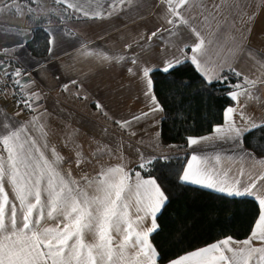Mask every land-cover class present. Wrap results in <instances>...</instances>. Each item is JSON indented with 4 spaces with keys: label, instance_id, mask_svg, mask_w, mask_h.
<instances>
[{
    "label": "crops",
    "instance_id": "obj_1",
    "mask_svg": "<svg viewBox=\"0 0 264 264\" xmlns=\"http://www.w3.org/2000/svg\"><path fill=\"white\" fill-rule=\"evenodd\" d=\"M71 2L80 10L67 8L66 3L58 4L56 0H36L34 4L31 0H15V3L0 0V11L11 6L0 14V60L9 62L13 69L26 70L21 76L22 92L24 95L37 92L41 97L39 107L30 111L13 98L15 90H11V99L0 93V124L20 122L27 126L35 122L38 126L32 135L47 143L49 157L51 149H55L63 158L59 169L69 172L78 183L83 184L84 177L92 178L101 170L118 165L125 171L139 172L135 168L141 163L161 157L163 146L158 138L162 148L159 151L156 144L153 153L135 144L159 132L162 111L133 123L128 129L115 122L146 111L150 103L143 95L141 82L127 71L133 67L131 55L140 56L141 62L162 67L166 57L179 54L178 48L183 44L193 45L197 40L195 30L205 40L210 75L219 73L222 66L224 71L232 68L240 71L242 84L243 77L264 80V0H187L176 11L183 14L190 27L168 24L166 0H123L114 7H109L114 0ZM17 10H24L25 14L20 17ZM96 13L100 15L97 17ZM46 29L57 37L51 53ZM158 29L159 35L151 37ZM37 32L43 34L47 43L45 47L41 44L34 54L28 43ZM127 45L132 48L128 49ZM186 52L191 55L190 48ZM4 78L0 72V82ZM73 80L76 83H70ZM251 92L259 99H244L245 111L258 122H264V83H256ZM97 102L103 106V112L95 107ZM39 125L44 126L46 137H41ZM212 135L213 130L205 136ZM228 139L231 138L202 142L195 146V152L189 147L188 160L193 154L207 157L210 165L229 176L241 171L253 176L261 174L254 164L264 163V159H257L250 152L233 163L229 160L232 153L221 144H226ZM238 144L242 145V141ZM172 154L168 152L162 157ZM242 197L254 200L260 215L259 199L251 195ZM253 246L259 247L260 242L254 241Z\"/></svg>",
    "mask_w": 264,
    "mask_h": 264
},
{
    "label": "snow or ice",
    "instance_id": "obj_2",
    "mask_svg": "<svg viewBox=\"0 0 264 264\" xmlns=\"http://www.w3.org/2000/svg\"><path fill=\"white\" fill-rule=\"evenodd\" d=\"M186 2L166 0L168 24L190 27L183 14L176 11ZM56 3H66L67 8L80 10L71 0H56ZM116 3H123V0H114L109 7ZM28 11L32 13L31 8ZM95 15L98 17L100 13ZM45 31L51 53L57 41L56 33ZM193 31L197 37L193 45L183 44L178 48L179 54L166 57L162 67L141 62L136 54L129 57L133 67H128L127 71L141 82L143 95L150 103L146 111L115 122L128 129L133 123L163 111L155 95L153 74L157 71L169 73L190 63L206 84H228L227 95L235 104L224 110L225 122L214 127L212 136L187 138L188 146L195 152V146L202 142L216 138H235L239 142L247 132L264 128V122H258L245 111L243 102L244 99H259L253 97L251 87L264 80L243 77V84H229L228 77L222 74V66L219 73L210 75L205 40L198 31ZM159 32V29L153 32L151 37ZM126 47L131 49L132 45ZM189 48L191 55L185 51ZM230 70L237 77L243 75L235 68ZM0 72L17 91L23 87L20 78L26 70L13 69L9 62L0 60ZM40 102L37 92L22 94L18 100L30 111H35ZM95 107L104 111L98 102ZM37 126L35 122L27 126L20 122L0 124V264H158L163 261V255L150 242V236L159 230L157 218L169 202V194L158 183V178L145 179L140 172L125 171L118 165L103 169L92 178L84 177V183H78L69 172L59 169L63 158L55 149H51L49 157L47 143L32 135ZM39 127L41 137H46L44 126ZM77 163L79 165V159ZM148 163L151 161L141 163L139 168L145 169ZM179 182L231 197L257 196L256 189L259 183H264V174L253 176L241 171L229 176L210 165L207 157L193 154L179 175ZM257 198L262 211L246 239L236 241L227 237L168 260L167 264H264V191L259 192ZM254 241L260 242V246H253Z\"/></svg>",
    "mask_w": 264,
    "mask_h": 264
},
{
    "label": "trees",
    "instance_id": "obj_3",
    "mask_svg": "<svg viewBox=\"0 0 264 264\" xmlns=\"http://www.w3.org/2000/svg\"><path fill=\"white\" fill-rule=\"evenodd\" d=\"M45 43L43 34L37 32L28 46L36 54ZM222 74L229 84L241 81L231 70ZM153 80L155 95L163 107L159 142L163 147L178 145L182 152L157 157L145 169H135L143 178H158L169 194V202L157 218L159 230L150 236V242L164 257L158 264H167L227 237L246 239L259 216V207L249 198L229 197L179 182L190 154L187 138L211 133L223 123L224 110L233 106L227 95L228 84H206L190 63L169 73L157 71ZM242 145L253 156L264 158V128L244 134Z\"/></svg>",
    "mask_w": 264,
    "mask_h": 264
},
{
    "label": "rangeland",
    "instance_id": "obj_4",
    "mask_svg": "<svg viewBox=\"0 0 264 264\" xmlns=\"http://www.w3.org/2000/svg\"><path fill=\"white\" fill-rule=\"evenodd\" d=\"M9 9H11L10 5H7V6L3 7L1 9L2 11H0V14L3 15L4 12L8 11ZM18 11H19V16L20 17L25 14L24 10H21V11L17 10V12ZM3 24H6V22H4ZM156 138L159 139V132L150 134L148 136L147 140H146V138L141 139V141L136 142L138 144H135V145L137 147H139L140 149L144 150V151H149V149H150L149 153H153V151H155L156 144L159 145V143L157 142ZM221 144L225 145V147H229V152L232 153V154H230L229 160H231L232 163L234 161H236V159L239 160V159L244 158V154L246 152H249L243 147V145H239L237 139H235V138H231V139L226 140V144H223L222 142H221ZM161 148L162 147L159 145V151L161 150ZM190 150H191V148H190ZM190 150H189V152H190ZM159 151L157 152L158 153L157 155H159V153H160ZM168 152H173V154L174 153L177 154L179 152L181 153L182 151H181V148L178 147V145H174V146L173 145H169V146L166 147V149L163 147L160 156L162 157L163 154L168 155ZM123 157H126V156H122V158ZM256 158L258 159V157H256ZM259 159H264V158H259ZM254 165H255L254 168L256 170L261 171V174H264V163H259L257 166H256V164H254ZM256 191H257V196L256 197H258L259 192L264 191V183H259L258 186H257V190Z\"/></svg>",
    "mask_w": 264,
    "mask_h": 264
},
{
    "label": "built area",
    "instance_id": "obj_5",
    "mask_svg": "<svg viewBox=\"0 0 264 264\" xmlns=\"http://www.w3.org/2000/svg\"><path fill=\"white\" fill-rule=\"evenodd\" d=\"M21 79V78H20ZM22 82V80H21ZM0 93L4 96L11 97V90H15L14 94H13V98L18 102V100L21 98V95L24 94L21 90V88L17 91V89H15L11 83V81L7 80L6 78H4L1 82H0ZM21 105V104H19Z\"/></svg>",
    "mask_w": 264,
    "mask_h": 264
}]
</instances>
